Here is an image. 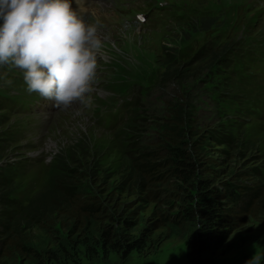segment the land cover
<instances>
[{
  "label": "rangeland",
  "instance_id": "rangeland-1",
  "mask_svg": "<svg viewBox=\"0 0 264 264\" xmlns=\"http://www.w3.org/2000/svg\"><path fill=\"white\" fill-rule=\"evenodd\" d=\"M155 3H173L178 10L172 17H166L165 11L155 7L144 23L134 15L148 12ZM115 5L116 9L112 0H97L83 4L78 10L89 22L100 19L101 34L105 37L92 106L77 103L67 110L37 115L38 105L26 100L23 114L21 107L12 117L0 110V167L12 166L14 197L24 205L44 184L53 158L61 150H70L77 138L84 137L97 150L106 170L99 173V182L93 185L92 191L103 195L107 206L114 207L112 210L139 214L140 222L130 232L132 236H139L154 217V205L140 201L136 194L122 192L119 181L129 136L124 122L132 113L139 119L145 112L130 108L125 121L112 131L105 130L101 122L94 123L93 116L102 107L115 104L120 97H138L144 110L148 109L145 118L149 123L158 109L160 115L161 107L165 112L171 105L168 102L184 97L199 132L205 133L224 122L238 137L250 140L248 153L256 151L255 160L260 161L258 156L264 153V83L243 80L236 71V62L240 52L253 44L264 43L261 42L264 40L262 24L252 29L249 26L251 13L259 12L264 17V0H117ZM99 11L104 13L103 17L98 16ZM157 15L164 18L159 23L154 21ZM203 17L212 21L210 27L200 28L195 24ZM217 43L221 52L219 62L211 61L212 53L192 61L199 50L205 48L208 52ZM223 54L229 62H222ZM258 54L264 56V48ZM174 58L180 65L191 61L190 67L183 68L204 67L205 72L199 77H192V72H188L164 82V72ZM8 85L21 89L26 86L0 75V91ZM148 125L144 143L158 137L155 124ZM110 172L114 173L113 177L106 179ZM249 212L247 223L236 229L224 245L203 254V264H245L255 251L261 253L260 264H264V209ZM42 229L36 227L30 235L42 249L50 248L54 245L50 244L52 236ZM164 231L163 228L155 231L142 250H134L128 256L112 252L94 264H192L186 250L189 236L197 235L196 230L191 228L170 237H164ZM17 256L16 264H34L24 255L17 253Z\"/></svg>",
  "mask_w": 264,
  "mask_h": 264
},
{
  "label": "trees",
  "instance_id": "trees-1",
  "mask_svg": "<svg viewBox=\"0 0 264 264\" xmlns=\"http://www.w3.org/2000/svg\"><path fill=\"white\" fill-rule=\"evenodd\" d=\"M195 24L208 28L212 21L203 17ZM218 50V43L208 52L203 48L192 61L212 53L211 61L219 62ZM226 59L223 54L222 62ZM190 62L180 65L172 59L164 82L188 72L192 77L205 72L204 67L183 68ZM130 103V110L145 113L139 119L132 113L124 122L129 136L119 188L153 204L152 221L139 236H132L139 214L112 210L103 195L92 191L99 173L106 170L94 146L79 137L70 150H61L53 158L44 184L24 205L14 197L12 166L0 167V264H16L17 253L34 264H94L112 252L128 256L142 250L162 228L164 237L195 229L197 235L189 236L186 253L192 264H203V254L224 245L247 223L249 211L264 209V153L256 161V151L248 153L250 140L238 137L224 122L199 132L188 103L180 97L165 102L171 104L169 109L163 112L161 107L162 113L158 115V109L153 115L149 123L158 128V137L147 144L148 109L138 97ZM113 175L110 172L106 179ZM36 227L50 233L53 246L42 249L33 240L30 232Z\"/></svg>",
  "mask_w": 264,
  "mask_h": 264
},
{
  "label": "clouds",
  "instance_id": "clouds-1",
  "mask_svg": "<svg viewBox=\"0 0 264 264\" xmlns=\"http://www.w3.org/2000/svg\"><path fill=\"white\" fill-rule=\"evenodd\" d=\"M0 67L23 73L26 90L67 110L91 107L103 58L102 23L91 22L72 0H0ZM255 251L245 264H260Z\"/></svg>",
  "mask_w": 264,
  "mask_h": 264
}]
</instances>
